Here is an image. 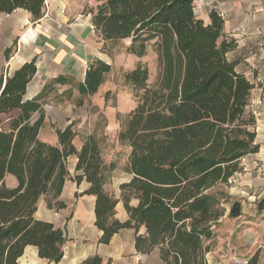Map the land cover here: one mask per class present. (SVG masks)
I'll return each instance as SVG.
<instances>
[{
  "label": "trees",
  "instance_id": "obj_1",
  "mask_svg": "<svg viewBox=\"0 0 264 264\" xmlns=\"http://www.w3.org/2000/svg\"><path fill=\"white\" fill-rule=\"evenodd\" d=\"M97 1L92 23L99 36L105 42L129 39L127 53L140 59L153 46L160 65L154 88L148 86L150 72L143 63L124 77L134 90L145 91L119 132V140L131 148L127 171L133 177L120 187L129 219H115L119 201L104 188L112 166L104 164L96 136L87 137L80 151L72 126L57 132L59 145L40 140L48 86L34 99H24L37 73L34 59L11 76L0 72V264H19L28 246L37 247L40 258L61 262L64 230L37 220L35 213L43 196L49 208L66 207L54 201L73 155L76 171L82 172L75 181L85 178L91 184L85 193L97 197L101 243L109 244L122 229L138 234L145 226L146 234L135 240L138 253L158 248L165 264H209L214 227L231 199L225 187L242 171L241 160L259 150L256 117L249 110L253 86L227 57L235 42L224 39V20L217 12L208 25L197 17V0ZM45 3L0 0V17L24 9L38 21ZM11 51H5L6 59ZM111 71L103 61L92 63L85 81L77 84L81 96L96 94ZM67 82L59 77L51 85ZM8 175L17 179L16 187L7 185ZM132 199L139 200L138 206H131ZM81 264L112 262L95 255ZM247 264L264 262L255 256Z\"/></svg>",
  "mask_w": 264,
  "mask_h": 264
},
{
  "label": "crops",
  "instance_id": "obj_2",
  "mask_svg": "<svg viewBox=\"0 0 264 264\" xmlns=\"http://www.w3.org/2000/svg\"><path fill=\"white\" fill-rule=\"evenodd\" d=\"M213 11L224 20V39L233 40L236 45L227 54L228 60L235 63L236 71L244 75L253 86L249 110L256 117V144L259 150L241 160L242 171L229 180L227 192L231 198L241 203L243 218L256 220V224L260 225L262 232L257 234L259 241L264 238V205L260 209V203L264 201V0L195 2V13L206 25L211 23ZM78 16L74 0H46L44 16L38 21H34L32 15L24 9H17L0 17V72H3L5 77L11 76L25 63L37 60V73L27 87L25 100L37 97L45 86L56 78L68 79L67 83L53 86L46 94V97L51 99L52 106L45 105L42 108L45 119L39 138L51 145H59L58 134L56 133L53 141L42 138L46 127L55 125L64 131L76 122L75 104L55 102L66 94L69 87H73V97L81 99V94L74 84L85 81L87 70L96 60L111 65L101 53L103 45L108 42L96 32L92 15L74 21ZM7 49H12L8 59L5 57ZM104 85L96 94L101 93ZM135 108H132V111ZM101 112L104 113V110L101 109ZM111 116L106 114L107 124L113 127L116 121L115 117ZM83 144L84 141L78 143L74 139L78 151L82 149ZM77 162V155L67 159L69 176L61 195L54 201L63 202L66 207L49 208L47 197L43 196L35 213L37 220L52 223L56 228L63 229L67 236L63 247L64 256L59 264H81L95 255L102 257L105 262L110 260L112 264H148V254L138 253L135 247L136 237L146 234L145 226L140 227L138 234L135 229H122L113 236L109 244L100 242L103 231L96 226L97 197L85 193L91 188L85 178L79 184L75 181V177L82 174L76 171ZM131 176L133 177L132 174ZM129 181L119 183L117 188ZM6 183L9 187L18 185L17 179L12 175L6 177ZM104 188L108 192L107 181ZM117 190L115 199L119 202L115 207V219L125 222L129 219V214L121 198V191ZM130 204L136 207L139 200L132 199ZM127 257L129 259H126ZM19 264L55 263L40 258L37 247L28 246L19 258Z\"/></svg>",
  "mask_w": 264,
  "mask_h": 264
},
{
  "label": "rangeland",
  "instance_id": "obj_3",
  "mask_svg": "<svg viewBox=\"0 0 264 264\" xmlns=\"http://www.w3.org/2000/svg\"><path fill=\"white\" fill-rule=\"evenodd\" d=\"M74 1L79 15L74 21L85 19L90 14L93 18L99 5L97 0ZM129 44L130 40L128 39L111 41L103 45L101 53L105 55V58H107L105 60L111 63L113 69L107 75L106 83H103L105 85L102 87L101 93L86 97L81 96V99L80 97L74 98L73 87H69L66 94L64 93L62 98L60 97L55 102L75 104L76 111H74V115L76 122L73 123L72 127L76 132V142L80 143L84 141L88 136H91L90 134H93L99 140L103 162L107 166H112L111 169L109 168L106 171V181L108 193L114 198L118 195L117 189L121 191V188H117L118 184L129 181L132 177L127 171L131 148L119 140V132L126 123L132 108L136 107L138 98L145 92L144 90H134L125 81V73L134 69L139 63L147 65L150 72L148 80L149 88L156 87L160 77L159 59L155 48L150 46L148 54L138 61L136 57H131L127 53ZM52 81L46 85L48 89L44 96L45 99H42V108L45 105L52 106L50 103L51 99L46 97V94L55 85H51ZM77 84H74L75 88ZM101 109L104 110V113L101 112ZM106 114L115 117V126L111 127L107 124ZM38 116L36 115V117ZM59 130L55 125L48 126L43 130L42 138L53 141ZM225 191H227V187H225ZM235 202L237 201L231 198L223 204L225 216L214 227L213 251L208 254L210 264H243L244 261H249L255 256L258 257L259 262H264V238L257 241V234L259 231V234L262 232L261 227L256 224V220H251L248 217L246 219L242 215L233 217L231 215V208ZM158 254H160L158 248L148 254V264H165ZM129 257L131 258V256ZM129 257L126 259H129Z\"/></svg>",
  "mask_w": 264,
  "mask_h": 264
},
{
  "label": "water",
  "instance_id": "obj_4",
  "mask_svg": "<svg viewBox=\"0 0 264 264\" xmlns=\"http://www.w3.org/2000/svg\"><path fill=\"white\" fill-rule=\"evenodd\" d=\"M231 215L233 217H239L241 216V203L240 202H235L231 208Z\"/></svg>",
  "mask_w": 264,
  "mask_h": 264
},
{
  "label": "built area",
  "instance_id": "obj_5",
  "mask_svg": "<svg viewBox=\"0 0 264 264\" xmlns=\"http://www.w3.org/2000/svg\"><path fill=\"white\" fill-rule=\"evenodd\" d=\"M207 258H208V256H207ZM208 263L210 264L209 259H208ZM247 263H248V261L243 262V264H247Z\"/></svg>",
  "mask_w": 264,
  "mask_h": 264
}]
</instances>
